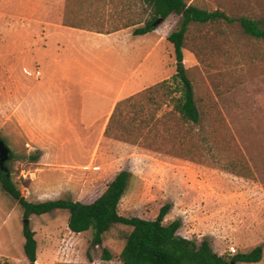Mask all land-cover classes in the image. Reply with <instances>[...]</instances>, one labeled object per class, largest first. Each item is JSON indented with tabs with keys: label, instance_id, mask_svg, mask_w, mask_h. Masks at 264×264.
I'll return each mask as SVG.
<instances>
[{
	"label": "rangeland",
	"instance_id": "rangeland-1",
	"mask_svg": "<svg viewBox=\"0 0 264 264\" xmlns=\"http://www.w3.org/2000/svg\"><path fill=\"white\" fill-rule=\"evenodd\" d=\"M186 2L228 16L264 18V0ZM143 7L140 0H0V14L13 26L9 44L30 46L24 61L0 59V138L13 153L6 162L9 175L30 202H90L117 172L128 170L121 215L153 218L170 203L165 221L179 219V235L206 239L229 258L261 245L259 262L235 264H264V40L245 33L238 22L188 25L183 65L199 111V121L192 122L174 108L181 92L172 78L176 60L167 36L178 28L179 17L171 14L143 36L132 35L135 26L118 29L129 18L145 17ZM116 29L125 42L120 53L110 48L108 68L118 69L112 61L118 56L125 60L122 75L136 64L125 93L137 91L118 98L104 131H90L94 144L79 145L74 132L56 127V115L39 109L38 95L54 89L47 73L55 72L40 55L49 60L56 49L61 52L58 70L70 79L78 74L71 65L79 56V38ZM37 70L39 77L31 74ZM25 96L30 105L23 111ZM68 216L54 210L26 218L0 182V264H29L25 219L37 243L36 264H122L119 254L130 227L114 224L96 245L92 230H69Z\"/></svg>",
	"mask_w": 264,
	"mask_h": 264
},
{
	"label": "trees",
	"instance_id": "trees-1",
	"mask_svg": "<svg viewBox=\"0 0 264 264\" xmlns=\"http://www.w3.org/2000/svg\"><path fill=\"white\" fill-rule=\"evenodd\" d=\"M140 2L144 6L143 10L146 11L145 17L129 18L118 29L135 26L132 35L139 36L154 31L171 14L179 17L178 28L167 36V40L173 46L176 60V70L172 78L180 82L178 87L180 89L177 90L181 92L175 99L174 108L184 119L198 122L199 111L183 65V42L188 25L218 20L229 23L238 22L245 33L264 40V28L262 27L264 18L256 20L246 16H228L221 10L209 11L188 4L186 0H140ZM63 25L82 28L80 25L65 22ZM12 158L13 153L10 150L9 160ZM130 177L131 173L128 170H120L106 184L103 191L90 202L61 198L30 202L21 195L13 183L9 170L0 171L2 188L17 201L26 218L31 214L42 215L54 210L68 211L67 227L69 230L73 233L92 230V240L96 245L102 244L103 235L114 224L130 227L131 230L125 236V242L119 254L122 264H231L232 261L235 264L236 262L256 263L261 260L263 254L261 245H256L245 252H237L229 258L216 253L206 239L197 242L195 239L179 235L178 229L181 221L179 219L165 221L171 209L170 203L160 206L153 218L121 215L119 203L127 189ZM22 233L25 256L29 264H36L37 243L34 231L25 223ZM104 257L108 259L110 255L105 251Z\"/></svg>",
	"mask_w": 264,
	"mask_h": 264
},
{
	"label": "crops",
	"instance_id": "crops-1",
	"mask_svg": "<svg viewBox=\"0 0 264 264\" xmlns=\"http://www.w3.org/2000/svg\"><path fill=\"white\" fill-rule=\"evenodd\" d=\"M4 20L1 13L0 32H3L4 37L0 39V59L5 60L7 57L6 60L13 64L20 60L24 61L25 55H30V46L24 42L22 47L14 43L9 44V29H13V26L9 25V22L6 24ZM92 33L90 36H81L78 45H74L79 56L71 66H77L78 74L73 75L72 73L70 79L59 73L57 63L62 59L61 52H57L56 49L55 58L51 57L49 60L46 55H43L44 52L40 55L44 63L54 67L55 72L47 73L46 83H52L51 86L54 89L44 90L38 95L39 109L47 115H56V118H59L56 127L74 132L76 138L79 139V143H77L79 145L94 144V132L90 131H104L118 98L122 94L131 95L137 91L134 89L125 93L130 77L136 69V64L131 67L129 74L122 75L119 72V67L123 63L125 64V60L123 59L121 62V57L118 56L112 60L118 64V69L111 73L108 68L110 61L107 56L111 52L110 48H115L116 52L120 53V47L124 45L121 43L122 40L125 42L122 31L116 30L109 33L95 31ZM107 46H109V50H107ZM28 98V96L24 97L23 111H26V106L30 105Z\"/></svg>",
	"mask_w": 264,
	"mask_h": 264
},
{
	"label": "water",
	"instance_id": "water-1",
	"mask_svg": "<svg viewBox=\"0 0 264 264\" xmlns=\"http://www.w3.org/2000/svg\"><path fill=\"white\" fill-rule=\"evenodd\" d=\"M10 157V148L7 146L5 141L0 138V171L7 172L8 168L6 166V161L9 160ZM24 223H27V220H24ZM234 264V261L231 262Z\"/></svg>",
	"mask_w": 264,
	"mask_h": 264
},
{
	"label": "built area",
	"instance_id": "built-area-1",
	"mask_svg": "<svg viewBox=\"0 0 264 264\" xmlns=\"http://www.w3.org/2000/svg\"><path fill=\"white\" fill-rule=\"evenodd\" d=\"M25 72H26V69H25ZM31 74H33V76H35V77H39V76H41V72H40V70H37V71H35V72H31Z\"/></svg>",
	"mask_w": 264,
	"mask_h": 264
}]
</instances>
